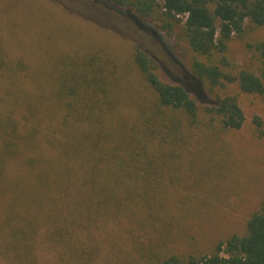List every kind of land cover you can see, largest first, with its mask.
Masks as SVG:
<instances>
[{
    "label": "trees",
    "instance_id": "trees-1",
    "mask_svg": "<svg viewBox=\"0 0 264 264\" xmlns=\"http://www.w3.org/2000/svg\"><path fill=\"white\" fill-rule=\"evenodd\" d=\"M97 2L129 16L144 38L170 40L171 51L130 43L137 77L103 49L79 62L57 58L50 77H31L35 68L9 60L0 42V238L19 264H41L45 243L61 263L82 262L79 230L110 216L130 222L142 213L138 225L160 232L170 198L161 180L175 162L198 138L243 129L240 94L264 99V0ZM234 40L250 54L244 64L231 56ZM23 77L41 92L24 88ZM263 124L255 115L262 139ZM158 264H264V198L242 233Z\"/></svg>",
    "mask_w": 264,
    "mask_h": 264
},
{
    "label": "rangeland",
    "instance_id": "rangeland-1",
    "mask_svg": "<svg viewBox=\"0 0 264 264\" xmlns=\"http://www.w3.org/2000/svg\"><path fill=\"white\" fill-rule=\"evenodd\" d=\"M128 17L97 0H0V42L9 60H23L35 68L29 71L31 77H50L57 58L79 62L84 55L102 49L130 65L129 76L137 77L131 64V44H141L158 55L162 52L159 43L170 50V40L161 35L159 43L144 38ZM231 56L244 64L250 54L243 43L234 40ZM36 83L29 77L22 79L24 88L40 93L43 85ZM238 99L246 114L243 129L229 132L217 142L198 138L192 152L175 162L178 170L170 169L161 180L160 190L170 197L163 204L169 216L162 218V230L157 233L153 225L140 227L142 213L140 218L130 215V222L121 215L91 222L87 229L79 230L82 262L87 258L88 264H158L163 254L208 251L217 241L245 230L249 215L264 198V139L253 128L255 115L264 121V99L243 94ZM1 239L0 264H19L4 252ZM39 249L41 264H63L49 244ZM66 261L82 263L70 255Z\"/></svg>",
    "mask_w": 264,
    "mask_h": 264
}]
</instances>
